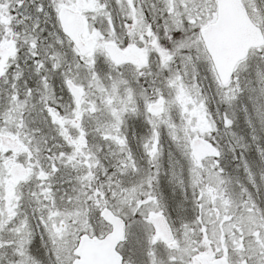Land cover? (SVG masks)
I'll list each match as a JSON object with an SVG mask.
<instances>
[{
  "label": "snow or ice",
  "instance_id": "6c2138e0",
  "mask_svg": "<svg viewBox=\"0 0 264 264\" xmlns=\"http://www.w3.org/2000/svg\"><path fill=\"white\" fill-rule=\"evenodd\" d=\"M0 264H264V0H0Z\"/></svg>",
  "mask_w": 264,
  "mask_h": 264
}]
</instances>
